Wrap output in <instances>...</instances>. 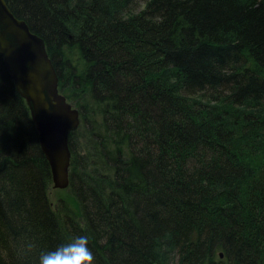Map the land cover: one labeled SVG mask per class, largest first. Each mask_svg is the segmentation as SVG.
I'll use <instances>...</instances> for the list:
<instances>
[{
    "label": "trees",
    "instance_id": "16d2710c",
    "mask_svg": "<svg viewBox=\"0 0 264 264\" xmlns=\"http://www.w3.org/2000/svg\"><path fill=\"white\" fill-rule=\"evenodd\" d=\"M6 1L80 113L68 190L83 221L53 207L0 54V264L77 236L93 264H264V0Z\"/></svg>",
    "mask_w": 264,
    "mask_h": 264
},
{
    "label": "water",
    "instance_id": "95a60500",
    "mask_svg": "<svg viewBox=\"0 0 264 264\" xmlns=\"http://www.w3.org/2000/svg\"><path fill=\"white\" fill-rule=\"evenodd\" d=\"M0 54L19 93L27 100L45 155L52 161L54 187L67 188L69 135L79 127L80 113L59 90L58 74L45 41L14 15L6 0H0Z\"/></svg>",
    "mask_w": 264,
    "mask_h": 264
},
{
    "label": "clouds",
    "instance_id": "9594fccd",
    "mask_svg": "<svg viewBox=\"0 0 264 264\" xmlns=\"http://www.w3.org/2000/svg\"><path fill=\"white\" fill-rule=\"evenodd\" d=\"M87 236H77L54 250L39 253L37 264H93L94 256L88 247ZM34 248L28 243L21 252L22 258L28 257Z\"/></svg>",
    "mask_w": 264,
    "mask_h": 264
},
{
    "label": "rangeland",
    "instance_id": "374dc122",
    "mask_svg": "<svg viewBox=\"0 0 264 264\" xmlns=\"http://www.w3.org/2000/svg\"><path fill=\"white\" fill-rule=\"evenodd\" d=\"M143 1H138L134 8L132 9L133 13L139 12L144 7ZM49 197L53 204L54 209L59 213L65 215H70L76 220L82 222V215L80 207L75 198L71 195L70 191L67 189H58L52 185L49 191ZM161 244H167V240L162 239ZM168 245V244H167ZM169 264H177V257L169 253Z\"/></svg>",
    "mask_w": 264,
    "mask_h": 264
},
{
    "label": "bare ground",
    "instance_id": "6f19581e",
    "mask_svg": "<svg viewBox=\"0 0 264 264\" xmlns=\"http://www.w3.org/2000/svg\"><path fill=\"white\" fill-rule=\"evenodd\" d=\"M15 82V81H14ZM17 88V87H16ZM25 99V98H24ZM27 101V100H26ZM28 104V103H27ZM80 116V115H79ZM32 118H33V115H32ZM33 121H34V119H33ZM34 123H35V121H34ZM35 127H36V124H35ZM79 128V127H78ZM77 128V129H78ZM38 133V132H37ZM38 137H39V141H40V136L38 135ZM40 146H41V149H42V152L45 154V151H44V149H43V146H42V143H41V141H40ZM47 158V157H46ZM47 160H48V162H49V164H50V166H51V171H52V165H51V160L50 159H48L47 158ZM51 161V162H50ZM70 166H71V163H70ZM69 175H70V170H69ZM52 176H53V174H52ZM54 185V184H53ZM70 187V184L68 185V187L67 188H64V190L65 189H67L68 190V188ZM58 189H60V188H58ZM171 255H173V256H177V254H176V252L174 251V252H172L171 251Z\"/></svg>",
    "mask_w": 264,
    "mask_h": 264
}]
</instances>
